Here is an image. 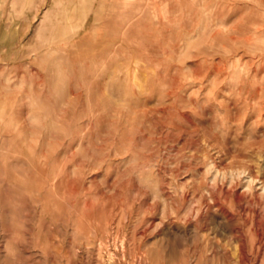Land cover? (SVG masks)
Here are the masks:
<instances>
[{"label": "rangeland", "instance_id": "1", "mask_svg": "<svg viewBox=\"0 0 264 264\" xmlns=\"http://www.w3.org/2000/svg\"><path fill=\"white\" fill-rule=\"evenodd\" d=\"M263 61L264 0H0V264H264Z\"/></svg>", "mask_w": 264, "mask_h": 264}, {"label": "bare ground", "instance_id": "2", "mask_svg": "<svg viewBox=\"0 0 264 264\" xmlns=\"http://www.w3.org/2000/svg\"><path fill=\"white\" fill-rule=\"evenodd\" d=\"M145 1V0H144ZM132 2V1H131ZM126 4V3H125ZM132 4V3H131ZM126 5H128V4H126ZM156 6V5H155ZM131 7V6H130ZM134 7V6H133ZM155 9V8H154ZM122 14V13H121ZM125 15V14H124ZM118 16V15H117ZM140 16H141V14H140ZM116 18V17H115ZM119 18V17H118ZM138 20V19H137ZM139 21V20H138ZM264 62V61H263ZM37 83V82H36ZM72 189V188H71ZM127 211V210H126ZM259 218V217H258ZM257 218V219H258ZM261 219V218H260ZM258 236V235H257ZM261 241V240H260ZM96 264V263H95Z\"/></svg>", "mask_w": 264, "mask_h": 264}]
</instances>
